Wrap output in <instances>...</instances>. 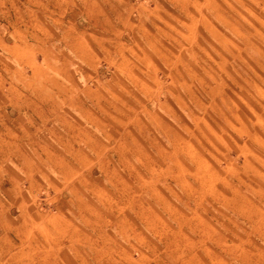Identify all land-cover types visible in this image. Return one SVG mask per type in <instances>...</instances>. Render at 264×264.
I'll list each match as a JSON object with an SVG mask.
<instances>
[{
  "label": "crops",
  "instance_id": "0c3cea01",
  "mask_svg": "<svg viewBox=\"0 0 264 264\" xmlns=\"http://www.w3.org/2000/svg\"><path fill=\"white\" fill-rule=\"evenodd\" d=\"M166 1L0 0V264H213L219 258L203 245V254L189 258L168 254L174 244L161 229L173 227L160 211L146 201L136 210L119 204L123 178L87 173L111 164L109 150L116 147L137 153L152 147L160 156L139 155L138 163L167 162L161 139L146 140L161 133L173 141L177 130L163 113L175 115L181 96H194V82L193 72L188 78L171 58L175 14ZM189 20L193 32V15ZM189 30L181 35L192 44ZM121 124H142L128 130L132 144L109 141ZM135 177L145 190L144 176ZM251 245L247 264H264V247Z\"/></svg>",
  "mask_w": 264,
  "mask_h": 264
},
{
  "label": "rangeland",
  "instance_id": "374dc122",
  "mask_svg": "<svg viewBox=\"0 0 264 264\" xmlns=\"http://www.w3.org/2000/svg\"><path fill=\"white\" fill-rule=\"evenodd\" d=\"M166 2L171 15L175 14L171 23L179 30L171 29V58L183 74L193 72L194 82V96H181L175 115L163 113L177 130L173 141L161 133H152L146 140L154 142V135L161 139L167 146L162 154L167 162L138 163L139 155L160 156L152 147L139 153L116 147L109 150L111 164L92 165L87 173L123 178L121 197L115 196L119 204L128 203L136 210L146 201L159 210L160 220L173 227L161 229L174 244L168 254L185 253L184 258H189L193 253L203 254V245L219 255L211 257L213 264L219 260L247 264L251 244L264 247V228L252 227L255 222L264 224V0ZM191 15L193 32L187 26ZM188 30L192 44L181 35ZM141 125L113 126L109 141L132 144L128 130ZM128 158L134 163H119ZM132 172L144 176L146 191ZM235 204L241 212L233 210ZM130 213L137 220L132 209ZM145 232L154 237L153 231Z\"/></svg>",
  "mask_w": 264,
  "mask_h": 264
}]
</instances>
